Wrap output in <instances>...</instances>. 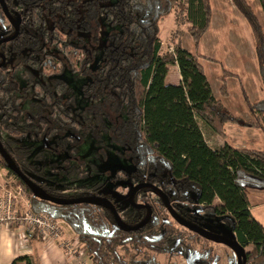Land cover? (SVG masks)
Segmentation results:
<instances>
[{"label": "trees", "instance_id": "trees-1", "mask_svg": "<svg viewBox=\"0 0 264 264\" xmlns=\"http://www.w3.org/2000/svg\"><path fill=\"white\" fill-rule=\"evenodd\" d=\"M232 1L252 29L264 83V29L249 0ZM6 2L13 14L22 17V24L18 38L0 47L8 57L7 64L0 67V137L18 167L24 172L32 169L34 165L28 162L32 149L25 143L13 145L11 138L36 140L45 132L56 134L62 125L64 131L77 132L96 142L112 141L128 151L136 169L132 174L118 173L112 183L154 182L175 208L197 207L201 211L202 207L213 214L212 218L231 221L238 242L254 245L248 264H264V225L252 214L249 197L250 188L264 189V150L231 145L214 148L207 143L199 123H206L223 138H227V123L257 128L264 134V98L253 102L243 90L255 116L254 121H246L212 92L202 59L216 60L191 53L180 43L176 44L175 54L161 50L160 23L176 5L186 12L198 48L211 26V0ZM259 2L264 12V0ZM102 20L119 26L103 43ZM12 30L0 6V33L6 35ZM171 64L180 69L179 84L166 81ZM67 71L89 78L83 92L90 105L79 113L67 97ZM223 71L220 90L222 96H227V79L234 74ZM20 78L23 83H19ZM30 96L38 100L32 113L22 105ZM0 162L10 176L26 186L2 157ZM26 188L33 199L32 209L65 220L85 245L92 264H128L121 248L139 243V238L147 248L156 245L160 253L174 239L178 247L187 245L183 229L169 220L159 196L149 201L156 210L150 225L127 232L117 226L107 206L57 205ZM50 192L65 196L60 191ZM144 192L141 199H145ZM115 204L127 222L139 221L142 210L131 208L130 214L129 205ZM12 264L40 263L24 255Z\"/></svg>", "mask_w": 264, "mask_h": 264}, {"label": "flooded vegetation", "instance_id": "flooded-vegetation-1", "mask_svg": "<svg viewBox=\"0 0 264 264\" xmlns=\"http://www.w3.org/2000/svg\"><path fill=\"white\" fill-rule=\"evenodd\" d=\"M5 3L6 8L8 9L9 14L11 15L12 19L14 20V23L11 21L9 16L7 15L5 8L3 4L0 1V6L3 9V12L10 24V26L13 28V30L9 34H1L0 33V47L1 45L12 42L18 36L20 35L21 31V24H22V17L20 15H15L10 10L6 0H2ZM18 27V29H17ZM89 35V34H88ZM9 38H11L9 40ZM90 41V40H88ZM5 57V63L4 62ZM8 57L5 53H3L0 50V64H2L0 67H3L7 64ZM33 71V70H32ZM75 74V73H73ZM80 76L79 74H76ZM81 77V76H80ZM68 79L69 83L70 80ZM84 78V77H81ZM86 79V81H88ZM24 80L20 78L19 83H23ZM86 83V82H85ZM84 83V84H85ZM84 84L82 86V90L84 87ZM71 89V88H70ZM84 94V92H83ZM71 93L67 95L68 98H71ZM85 96V95H84ZM33 96H30L26 100L25 103H23V108L27 112H31L33 108L36 107V104L38 103V100H34ZM72 99V98H71ZM88 101V100H87ZM89 103V101H88ZM90 105H86L83 108H75L74 107V100L72 99V107L76 110L77 113L84 110ZM44 112L47 113L46 110H38L37 113ZM42 115V114H41ZM67 135H71L70 138L72 140H67ZM84 140H91L89 138L81 137L77 132H72L70 130L64 131V128H62V125H59L56 129V134L49 136L48 132H45L42 136H40L36 140H27L26 142H23V140L11 138L12 144L18 145L19 143H25L31 146V153L28 156V162L29 164H33L32 169H28L25 172L20 169L33 183H35L37 186L42 188L45 192H47L50 196L60 199H66V200H76L81 199L85 197H102L108 199L113 205L116 207L118 213L119 210L117 208L116 202H122L125 205H129V213L131 214L132 210L131 208L142 210L140 214L139 221L134 223L127 222L119 213L122 220L129 226H138L141 224L150 214V219L148 222L140 227L137 230H126L119 226L117 220V226L127 232H138L141 229L146 228L150 225L153 218L156 217L155 208L152 206L149 201H152L151 198H154L156 196H159L164 204L165 209L169 215V220L178 228L183 229L182 231L185 233V243L187 244L185 248L178 247V241L175 239L166 247L165 251H162L161 253L158 250H155V246L152 247V249L145 247V244L143 243L144 240L139 238V243H135L131 245H126V247H122V253L125 257V259L128 261V264H220L221 256L217 253L216 248L214 244H219L221 246L226 247L227 250L231 253V259L230 264H239V255L237 254L236 250L233 249L228 244H225L223 242H218L213 239H210L201 233L185 226L179 223L174 216L171 214L169 208L167 207L164 199L161 197V195L158 193L157 189H160L168 198L169 196L165 193V191L156 183L149 182V181H139V182H128L123 185H120L123 182L118 183H112V178L120 172L132 174L135 169V161L133 158H131L128 154V151H126L124 148H122L120 145L113 143L112 141H106V142H96L94 143L98 144L100 146L99 152L104 160H108L111 164V167L113 168L111 171V174L108 175V179L102 182H99L97 185V188L95 189H85V190H79L80 188L74 187L71 185L70 179L72 178H89V176L92 175V173L88 172L86 169L83 168L84 163H81L77 156L78 146L79 144ZM0 142L4 146V143L0 137ZM18 143V144H17ZM6 149V147L4 146ZM8 152V150L6 149ZM10 155V153L8 152ZM11 156V155H10ZM0 157L2 155L0 154ZM3 158V157H2ZM12 158V156H11ZM4 159V158H3ZM13 159V158H12ZM14 161V160H13ZM71 161H76L75 166L71 165ZM6 162V161H5ZM16 164V163H15ZM17 165V164H16ZM18 166V165H17ZM12 170V169H11ZM125 170V171H124ZM15 173V172H14ZM17 174V173H16ZM17 176L24 182L23 190L25 193L28 194L30 205L33 202V199L31 197V194L28 192V187L32 192L33 190L30 188L29 185L25 183V181L17 174ZM141 184H148L151 186L142 187L139 190L136 191L133 201L136 204H140L144 207H137L132 204L130 201V195L137 187ZM107 186V195H104L102 193H99L98 190L101 188H104ZM121 188H125V192L121 191ZM50 191H60L61 194L65 195L64 197H58L52 194ZM144 192L145 199H141V193ZM34 193V192H33ZM39 196V195H38ZM41 197V196H40ZM46 199V198H44ZM138 199V200H136ZM141 199V200H140ZM47 200V199H46ZM171 205L173 206L174 210L179 214L180 217H182L185 221L190 223L193 226L199 227L201 229H204L212 234H215L217 236H221L224 238H227L228 240L236 242L238 245L242 246L238 240L236 232L233 230L232 222L231 221H223L218 220L216 218H212L213 214L204 210L202 207H200L201 211L197 207H185L183 209L175 208L171 199L169 198ZM49 201V200H47ZM51 202V201H49ZM53 203V202H51ZM85 203V202H84ZM57 204V203H54ZM79 204V203H74ZM95 204V203H93ZM60 205V204H57ZM67 205H73V204H67ZM96 205H104L110 208L107 204H96ZM111 209V208H110ZM112 210V209H111ZM113 212V210H112ZM114 214V212H113ZM115 217V215H114ZM116 219V217H115ZM204 224H209L213 229H208L204 226ZM147 229L146 231H149ZM219 230V231H218ZM155 235H153L154 237ZM146 237V236H145ZM157 237V236H156ZM173 239V238H171ZM170 239V240H171ZM141 242V243H140ZM143 243V244H142ZM141 245V246H140ZM252 244H249L247 246H242L243 250L246 254V263L248 264V256L253 250H247V247L251 246ZM144 246V248L142 247ZM254 248V245H253ZM160 257L164 258L165 261H161ZM89 258V257H88ZM90 259V258H89Z\"/></svg>", "mask_w": 264, "mask_h": 264}, {"label": "rangeland", "instance_id": "rangeland-1", "mask_svg": "<svg viewBox=\"0 0 264 264\" xmlns=\"http://www.w3.org/2000/svg\"><path fill=\"white\" fill-rule=\"evenodd\" d=\"M254 1H257L259 6L256 7L253 6L255 4ZM220 2H222V0H215V7H219ZM249 2L251 3V5L253 2L252 6L257 16L258 13L261 15L262 22L264 24V12L261 8L259 0H249ZM182 4H184V2ZM211 6H212V0H211ZM221 10L226 12V10H223V8H221ZM237 12L239 16H241L243 21L241 22L240 18L235 17L234 19L235 24L230 25L229 23H227L226 25H224L223 29H219L216 37L217 39H219L220 42H218L216 39L211 38L213 39L212 42L205 40V42L201 44V40H202L201 39L199 46L197 48L194 39L189 31L190 22L186 19L187 18L186 12L182 10L181 6L176 5L174 7V10L168 16L164 17L160 23V27H161L160 37L162 44L161 50L162 53L175 54L176 44L180 43L186 50H188L191 53L198 52L200 54H203L204 56L205 54L207 56H210L211 59L214 60L216 59V62L210 60H204V59H202V62L203 64L205 62L204 65L205 69L207 68L208 70V73L206 70V74L209 76V79L213 84L215 91L220 95H222L220 90L222 85V80H220V76L224 72L223 68L224 70H229L227 66L226 68L224 67V63L226 65L227 64L231 65L230 69L238 73L241 76L240 78L243 80L244 83L240 82L241 79L239 80V82L237 81V79L230 80L229 87L231 90V96L228 98V100L226 99L227 109L241 116L246 121L251 122L255 120V116L249 110V107L244 99L243 90L245 89L246 92H248L252 98H254L256 101H259L262 98H264V83H263L260 67L258 64V59L257 60L252 59L248 55H247L248 57H244L246 60L245 65L246 68L248 69V75H247L248 78L244 76L245 70L244 67L241 66L243 62V58H239V55L235 50L239 46L238 43L239 39H241L245 45L248 43V40L246 39L247 31L245 26H247V24L249 23L239 10ZM232 18H234V16ZM101 23L102 24H101L100 38H101V43H103L107 39V35L111 31L119 29V26L117 25L113 26L111 24L104 22L103 20L101 21ZM242 37L245 39L243 40ZM100 50H101L100 48L96 49V54H98L96 58L98 62L100 60V56H99ZM95 67L97 66L95 65ZM66 76L70 80V88H71L70 96L74 100V107L83 108L86 105H88L89 103L86 97L84 96L82 90V86L86 82V79L81 78L80 76L73 74L69 71L66 72ZM217 76H218V80L216 81ZM168 80L176 84H179L181 82L180 69L177 64H171L169 66ZM199 123L202 131L204 132L203 133L205 135L204 137L207 139V143L210 146L214 148H220V147H224L225 145H228V143L224 141V138L222 139L221 136L216 134L211 129L210 126H208L206 123L202 122L201 120H199ZM232 124H233L232 126H236L235 127L236 129L234 130L232 128L229 129V133H230L229 142L232 143L235 141H239V143H242L244 141L248 143L249 145L248 148L254 147L257 149L259 148L258 150H264V134L261 130L253 127H250L251 129H247L244 126H240L235 123ZM99 148L100 146L94 143L92 140H84L79 144L77 151L78 159L81 163H84L83 168L86 169L88 172L92 173V175L89 176V178H85V179H81V178L70 179L72 186L80 188L79 190L95 189L97 188L99 182H102L104 180L106 182V180L109 177L108 175L111 174L113 168L111 167V164L109 163L108 160H104L102 158L99 152ZM71 165L72 166L77 165L76 161H71ZM2 186L5 187L4 189L10 191L12 190L14 191L15 190L14 187L18 188L19 186H21L23 188V186L20 185L14 177L8 174L6 168L0 162V187ZM2 191L3 189L0 188V192ZM121 191L125 192V188H121ZM98 192L107 195V186L99 189ZM16 195H17L16 206L18 210L24 211L27 208H29V210L32 213L35 214L40 213V212H35L32 209V204L29 207L27 203L28 202L27 193H24V196L18 193ZM249 197L251 199L250 203L253 210L252 214H254V217L264 225V189L250 188ZM215 202L220 203V200L216 199ZM255 205H259V206L256 208L254 207L253 209V206ZM13 226H16L18 230H21V228L16 224H14ZM65 226H66L65 229L66 231L64 235V240L61 241L64 242V245L62 243L60 244V242L49 243L47 241H44L42 239V235H40L38 231H37L38 233L34 231L35 233L33 232L32 234L36 235L35 237H37L45 246L49 244L52 245V247L59 246L61 248V251L57 252V254L59 255L61 254L64 255V257H66L67 260L66 264H68L69 262H73V263L75 262V264H92L91 260L88 258L85 245L80 243L77 235L75 234V232L73 231L70 225H69L70 227L67 225ZM204 226L207 227L208 229H213L209 224H204ZM68 246L73 248L74 250L73 253L70 252ZM214 246L216 248L217 253L220 254L221 256L220 264H230V259H231L230 251L227 250L226 247L221 246L219 244H214ZM252 249H253V245L247 247V250H252ZM160 260L162 262L165 261L164 258L162 257H160Z\"/></svg>", "mask_w": 264, "mask_h": 264}, {"label": "crops", "instance_id": "crops-1", "mask_svg": "<svg viewBox=\"0 0 264 264\" xmlns=\"http://www.w3.org/2000/svg\"><path fill=\"white\" fill-rule=\"evenodd\" d=\"M254 2H255L254 5L252 2L253 6H255V7L259 6L257 1H254ZM221 8H223V10H226V12L222 11ZM212 9H213L212 23H211L209 31L203 36V38L201 40V44H203L205 42V40L212 42L213 39H216L218 42H220L219 39H217V37H216L219 29H223L224 25H226L227 23H229L230 25L235 24L234 23L235 17L240 18L241 22L243 21L241 16H239V14L237 12L238 9L233 4L232 0H222V2H220L219 7H215V0H212ZM233 16H234V18H232ZM258 18L261 21V24H262L263 29H264V24L262 22L261 15L259 13H258ZM245 28L247 31V38L246 39L248 40V43L245 45L243 43V41L241 39H239L238 40L239 46L236 48L235 51L238 53L239 58H243V62H242L241 66L244 67V70H245L244 76H246V78H248L247 77L248 69L246 68V65H245L246 60L244 57L249 56L252 59L257 60V56H256V51H255V38H254L253 32H251V28H250L249 24H247V26H245ZM230 30H231V28H230ZM209 35H211V36H209ZM211 38H213V39H211ZM242 39L244 40L245 38L242 37ZM205 56H207V55L205 54ZM207 57H210V56H207ZM204 65H205V62H204ZM226 66L229 69L228 71H230L234 74L233 76H230L228 78V87H229L231 79H235V80L237 79V81L239 82V80L241 79L240 78L241 76L238 73H236L230 69L231 65H228V64L226 65L224 63L225 68H226ZM206 70H207V68H206ZM223 70H224V68H223ZM207 73H208V70H207ZM207 77H208L209 83L211 85L213 94L218 98H222L225 106L227 107L226 99L228 100V98L231 96L230 87H229V95L223 97L222 95H220L219 93H217L215 91L214 86L211 83L208 75H207ZM166 80L168 83H174V82H170L168 80V75H167ZM217 80H218V76L216 77V81ZM240 82L244 83L242 79L240 80ZM174 84H176V83H174ZM218 89H219V87H218ZM261 92H262V90H261ZM247 94L249 95V97L251 98L252 101H256L254 98L251 97V95L248 92H247ZM256 98H258V97H256ZM260 99H261V97H260ZM257 100H259V99H257ZM232 125H233L232 123L226 124V129H227L228 134H227V138H224V141L227 142L228 145H231V146L248 148L249 147L248 143L244 142V141L242 143H239V141H235L232 143L229 142V139H230L229 129L230 128H232L233 130L236 129L235 128L236 126H232ZM246 128L251 129L250 127H246ZM222 139H223V137H222ZM206 141H207V139H206ZM225 142H223V143H225ZM250 149H257V148L251 147ZM250 201H251V199H250ZM258 206L259 205L253 206V209H254V207L256 208ZM251 211L253 213L252 207H251ZM35 236L36 235H34L32 233L21 234L16 226L10 227V226H7L6 224L0 222V264H12L16 258H18L19 256H24V255L33 256L38 262H40V264H66L67 263L66 257H64V255L57 254V252L61 251V248L59 246L52 247V245H50V244L49 245L46 244L47 246H45ZM54 245H56V244H54ZM69 263L75 264V262L74 263L69 262Z\"/></svg>", "mask_w": 264, "mask_h": 264}, {"label": "built area", "instance_id": "built-area-1", "mask_svg": "<svg viewBox=\"0 0 264 264\" xmlns=\"http://www.w3.org/2000/svg\"><path fill=\"white\" fill-rule=\"evenodd\" d=\"M0 192V222L7 226H13L16 224L21 228L20 233H33L39 232L42 235V239L49 243L60 242L64 245L65 229L69 226L65 220L59 219L53 216L48 211H41L38 214L32 213L29 208L26 210H18L16 206L17 193L24 196V190L21 186L14 187V191L6 190L5 187ZM27 203L30 205L29 197ZM20 213V215H19ZM70 227V226H69ZM34 232V233H35ZM37 232V233H38ZM71 253L74 252L73 248L68 246Z\"/></svg>", "mask_w": 264, "mask_h": 264}, {"label": "water", "instance_id": "water-1", "mask_svg": "<svg viewBox=\"0 0 264 264\" xmlns=\"http://www.w3.org/2000/svg\"><path fill=\"white\" fill-rule=\"evenodd\" d=\"M1 3L3 4L5 11L7 13V15L9 16V18L11 19V21L14 23V20L12 19L11 15L8 12V9L5 6V3L0 0ZM18 29V27H17ZM11 38H9L10 40ZM5 63V57H4V62L2 64ZM0 64V66L2 65ZM0 154L2 155V157L4 158V160L6 161V163L8 164L9 168L12 169L15 173H17L24 181L27 185L30 186V188L33 190V192L36 195H39L43 198H46L47 200L53 202V203H57L60 205H67V204H74V203H95V204H107L114 212V215L116 217V220L119 224V226L123 229L126 230H137L140 227L144 226L148 220L150 219V214L148 215V217L138 226H129L127 225L122 218L120 217L116 207L113 205V203H111L108 199L106 198H102V197H94V196H90V197H85V198H81V199H76V200H66V199H60V198H55L50 196L47 192H45L42 188H40L39 186H37L35 183H33L20 169L19 167L15 164V162L13 161V159L11 158V156L8 154V152L6 151V149L4 148V146L2 145V143L0 142ZM147 186H151L148 184H141L138 185L137 187H135V189L133 190V192L130 195V201L132 202L133 205L137 206V207H144L140 204H136L133 201V197L136 193L137 190H139L142 187H147ZM155 189H157L158 193L161 195V197L164 199L167 207L169 208L171 214L174 216V218L181 223L182 225H185L199 233H201L202 235L213 239L215 241L218 242H223L225 244H228L229 246H231L233 249L236 250L237 254L239 255V264H245L246 263V254L245 251L243 250L242 246L238 245L236 242L228 240L227 238L221 237V236H217L215 234H212L204 229H201L199 227L193 226L190 223H188L187 221H185L182 217L179 216V214H177V212L174 210L173 206L170 203L169 198L158 188L155 187Z\"/></svg>", "mask_w": 264, "mask_h": 264}]
</instances>
